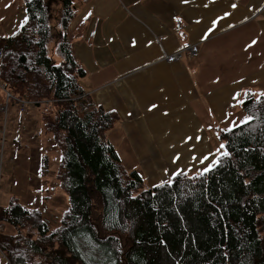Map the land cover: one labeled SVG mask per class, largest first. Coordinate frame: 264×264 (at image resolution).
Here are the masks:
<instances>
[{"label":"trees","instance_id":"1","mask_svg":"<svg viewBox=\"0 0 264 264\" xmlns=\"http://www.w3.org/2000/svg\"><path fill=\"white\" fill-rule=\"evenodd\" d=\"M22 1L24 21L0 40V83L15 103L53 102L43 122L62 149L69 208L52 231L38 210L0 208V224L16 230L0 231L8 264H264V93L242 101L247 122L219 130L224 147L208 171L146 187L106 136L119 115L79 83L66 33L74 0Z\"/></svg>","mask_w":264,"mask_h":264},{"label":"crops","instance_id":"2","mask_svg":"<svg viewBox=\"0 0 264 264\" xmlns=\"http://www.w3.org/2000/svg\"><path fill=\"white\" fill-rule=\"evenodd\" d=\"M23 7L0 0V38ZM76 16L79 83L119 115L106 136L148 187L211 167L219 130L247 122L242 101L264 93V0H83ZM188 42L194 56L166 61Z\"/></svg>","mask_w":264,"mask_h":264},{"label":"rangeland","instance_id":"3","mask_svg":"<svg viewBox=\"0 0 264 264\" xmlns=\"http://www.w3.org/2000/svg\"><path fill=\"white\" fill-rule=\"evenodd\" d=\"M82 3L83 0H74L77 8ZM24 17L23 8L14 18V31ZM76 20L75 15L67 27L68 37L71 33L69 29ZM52 25H56V22H52ZM48 49L52 58L58 61L52 41ZM44 116L41 105L27 104L25 110L20 111L19 105L12 100L0 104V208H6L11 201H16L27 209L38 210L52 231L61 224L62 216L68 211L69 195L58 178L62 149L45 129ZM107 138L116 149L110 134ZM121 162L126 170L134 169L130 161ZM196 173L199 172L189 175ZM144 184L149 186L146 181ZM4 233L14 234L16 230L5 224Z\"/></svg>","mask_w":264,"mask_h":264},{"label":"built area","instance_id":"4","mask_svg":"<svg viewBox=\"0 0 264 264\" xmlns=\"http://www.w3.org/2000/svg\"><path fill=\"white\" fill-rule=\"evenodd\" d=\"M197 51H198L197 45H194V44L189 43V42L184 43L181 46V49H179L178 51H176V52H174L168 56H166V61L169 63H172V62L180 60L183 56L191 57V56H194L197 53ZM1 54H2V51L0 49V55ZM12 98H13V96H12L11 92H9L7 90V88L2 83H0V100L5 99L6 101H9V99H12ZM16 103L19 105L21 111L25 110V107H26L25 101L16 99ZM52 103L53 102H51L49 100H45L44 104L42 103L44 105V107L42 109L44 111H47L48 105L52 104ZM3 227L4 226L2 224H0V231L3 229Z\"/></svg>","mask_w":264,"mask_h":264},{"label":"snow or ice","instance_id":"5","mask_svg":"<svg viewBox=\"0 0 264 264\" xmlns=\"http://www.w3.org/2000/svg\"><path fill=\"white\" fill-rule=\"evenodd\" d=\"M235 6H236V5H233V7H235ZM152 107L155 108L156 105H153ZM223 147H224V145H221V148H223ZM223 155L227 156L228 153H227V152H224ZM208 170H209V169H205V171H208Z\"/></svg>","mask_w":264,"mask_h":264}]
</instances>
